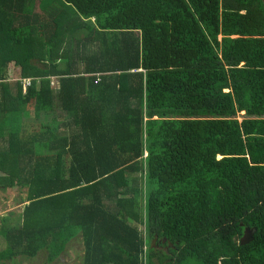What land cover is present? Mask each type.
<instances>
[{"label": "trees", "instance_id": "obj_1", "mask_svg": "<svg viewBox=\"0 0 264 264\" xmlns=\"http://www.w3.org/2000/svg\"><path fill=\"white\" fill-rule=\"evenodd\" d=\"M0 174L1 263L264 264V0H0Z\"/></svg>", "mask_w": 264, "mask_h": 264}, {"label": "rangeland", "instance_id": "obj_2", "mask_svg": "<svg viewBox=\"0 0 264 264\" xmlns=\"http://www.w3.org/2000/svg\"><path fill=\"white\" fill-rule=\"evenodd\" d=\"M54 82H56L55 79H53ZM15 81L11 82V85L16 88ZM52 82V81H51ZM56 86V85H55ZM15 91V90H14ZM1 175V174H0ZM27 198V193L25 190L20 191V189H5L0 190V228L7 224L11 228H18L22 224L21 219V212L26 205L21 204V202H24ZM5 219L7 221H5ZM8 247V246H7ZM3 249H6L5 242L2 239V236H0V251H4ZM82 246L80 244H74L69 247V250H67V255H63L62 262L60 264H82L78 260H73L72 256L76 257L77 255L82 253ZM0 264H11V263H1ZM20 264H48L47 263V257L45 256V253H40L39 256L29 262L28 260H22ZM58 264V263H54Z\"/></svg>", "mask_w": 264, "mask_h": 264}, {"label": "water", "instance_id": "obj_3", "mask_svg": "<svg viewBox=\"0 0 264 264\" xmlns=\"http://www.w3.org/2000/svg\"><path fill=\"white\" fill-rule=\"evenodd\" d=\"M255 232H256V229L254 230L248 229L247 231H245L243 239L241 240V246L250 244L254 240ZM158 242H159V237H156L152 245L155 246L156 244H158Z\"/></svg>", "mask_w": 264, "mask_h": 264}, {"label": "built area", "instance_id": "obj_4", "mask_svg": "<svg viewBox=\"0 0 264 264\" xmlns=\"http://www.w3.org/2000/svg\"><path fill=\"white\" fill-rule=\"evenodd\" d=\"M19 82L21 83L24 92H26L32 86V83H33L31 79L20 80ZM55 85H57V83L53 81L52 87H55ZM147 157H148V154L145 153L144 158L146 159Z\"/></svg>", "mask_w": 264, "mask_h": 264}, {"label": "clouds", "instance_id": "obj_5", "mask_svg": "<svg viewBox=\"0 0 264 264\" xmlns=\"http://www.w3.org/2000/svg\"><path fill=\"white\" fill-rule=\"evenodd\" d=\"M20 80H27V79H19V80H14L15 82L14 83H20L19 81ZM32 80V79H31ZM56 80V79H55ZM51 81L53 82V79H51ZM52 82H51V86H52ZM27 92V91H26ZM145 225V224H144ZM144 225H141V226H144ZM145 227V226H144Z\"/></svg>", "mask_w": 264, "mask_h": 264}, {"label": "crops", "instance_id": "obj_6", "mask_svg": "<svg viewBox=\"0 0 264 264\" xmlns=\"http://www.w3.org/2000/svg\"><path fill=\"white\" fill-rule=\"evenodd\" d=\"M3 241L5 242V240L3 239ZM6 244V243H5ZM77 260V259H76ZM22 261L21 260H19V262H18V264H20Z\"/></svg>", "mask_w": 264, "mask_h": 264}, {"label": "flooded vegetation", "instance_id": "obj_7", "mask_svg": "<svg viewBox=\"0 0 264 264\" xmlns=\"http://www.w3.org/2000/svg\"><path fill=\"white\" fill-rule=\"evenodd\" d=\"M166 243V242H165Z\"/></svg>", "mask_w": 264, "mask_h": 264}]
</instances>
